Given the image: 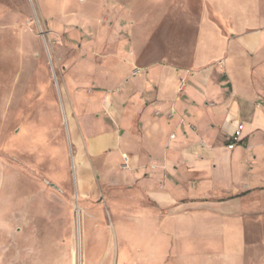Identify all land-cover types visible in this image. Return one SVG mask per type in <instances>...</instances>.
<instances>
[{
	"label": "crops",
	"instance_id": "0c3cea01",
	"mask_svg": "<svg viewBox=\"0 0 264 264\" xmlns=\"http://www.w3.org/2000/svg\"><path fill=\"white\" fill-rule=\"evenodd\" d=\"M107 1L112 26H126L138 0ZM194 1L153 0L163 27L139 36L156 48L75 63L96 89L67 125L74 189L104 222L92 231L86 211L85 263L264 264V0H196L197 13ZM138 3L149 23L150 0ZM115 27L100 41H117ZM92 233L105 254L89 261Z\"/></svg>",
	"mask_w": 264,
	"mask_h": 264
},
{
	"label": "rangeland",
	"instance_id": "374dc122",
	"mask_svg": "<svg viewBox=\"0 0 264 264\" xmlns=\"http://www.w3.org/2000/svg\"><path fill=\"white\" fill-rule=\"evenodd\" d=\"M138 1L126 26L115 27L107 0H0V264H88L79 240L85 213L92 211L87 224L96 232L102 208L77 198L67 125L95 92L96 76L74 66L99 49L159 46L162 39L139 36L163 27L154 21L153 0L144 24ZM194 6L197 13L196 0ZM114 27L118 40L101 42ZM105 237L91 234L99 247L89 261L105 254Z\"/></svg>",
	"mask_w": 264,
	"mask_h": 264
},
{
	"label": "built area",
	"instance_id": "2783aa9c",
	"mask_svg": "<svg viewBox=\"0 0 264 264\" xmlns=\"http://www.w3.org/2000/svg\"><path fill=\"white\" fill-rule=\"evenodd\" d=\"M243 129H244V125L238 124L234 133L229 137V143L227 144L228 149L232 150L233 148L237 147L238 144L241 143V141H242L241 135H242ZM263 139H264V137H263Z\"/></svg>",
	"mask_w": 264,
	"mask_h": 264
},
{
	"label": "bare ground",
	"instance_id": "6f19581e",
	"mask_svg": "<svg viewBox=\"0 0 264 264\" xmlns=\"http://www.w3.org/2000/svg\"><path fill=\"white\" fill-rule=\"evenodd\" d=\"M78 218H79V215H78ZM80 230V229H79ZM79 240H80V244H81V238H79ZM81 249V248H80ZM81 251H82V249H81ZM78 261V260H77ZM80 264V263H79Z\"/></svg>",
	"mask_w": 264,
	"mask_h": 264
}]
</instances>
